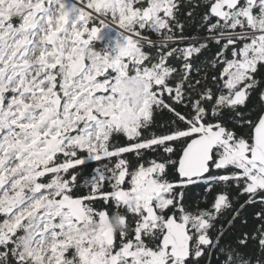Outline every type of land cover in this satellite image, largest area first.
<instances>
[{
  "label": "snow or ice",
  "instance_id": "obj_1",
  "mask_svg": "<svg viewBox=\"0 0 264 264\" xmlns=\"http://www.w3.org/2000/svg\"><path fill=\"white\" fill-rule=\"evenodd\" d=\"M0 264H264V0H0Z\"/></svg>",
  "mask_w": 264,
  "mask_h": 264
},
{
  "label": "rangeland",
  "instance_id": "obj_2",
  "mask_svg": "<svg viewBox=\"0 0 264 264\" xmlns=\"http://www.w3.org/2000/svg\"><path fill=\"white\" fill-rule=\"evenodd\" d=\"M74 0H69V3H73ZM119 38L118 30H114L112 28L106 29L102 34V40L100 42L105 44V48L109 46V44H114L115 40Z\"/></svg>",
  "mask_w": 264,
  "mask_h": 264
},
{
  "label": "clouds",
  "instance_id": "obj_3",
  "mask_svg": "<svg viewBox=\"0 0 264 264\" xmlns=\"http://www.w3.org/2000/svg\"><path fill=\"white\" fill-rule=\"evenodd\" d=\"M126 87L129 88V95H138L142 91L143 86L135 81H129ZM113 227L116 229H119L120 227L118 216L113 218Z\"/></svg>",
  "mask_w": 264,
  "mask_h": 264
},
{
  "label": "trees",
  "instance_id": "obj_4",
  "mask_svg": "<svg viewBox=\"0 0 264 264\" xmlns=\"http://www.w3.org/2000/svg\"><path fill=\"white\" fill-rule=\"evenodd\" d=\"M97 49H104L105 48V44L102 42H98L96 45Z\"/></svg>",
  "mask_w": 264,
  "mask_h": 264
}]
</instances>
